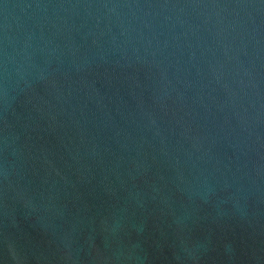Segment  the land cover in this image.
<instances>
[{
    "label": "water",
    "instance_id": "1",
    "mask_svg": "<svg viewBox=\"0 0 264 264\" xmlns=\"http://www.w3.org/2000/svg\"><path fill=\"white\" fill-rule=\"evenodd\" d=\"M0 264H264V0H0Z\"/></svg>",
    "mask_w": 264,
    "mask_h": 264
}]
</instances>
